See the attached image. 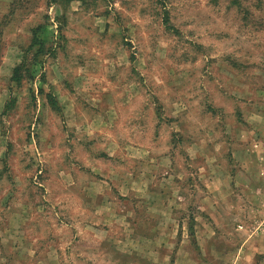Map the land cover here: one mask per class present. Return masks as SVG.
I'll return each mask as SVG.
<instances>
[{
	"label": "rangeland",
	"instance_id": "374dc122",
	"mask_svg": "<svg viewBox=\"0 0 264 264\" xmlns=\"http://www.w3.org/2000/svg\"><path fill=\"white\" fill-rule=\"evenodd\" d=\"M0 264H264V0H0Z\"/></svg>",
	"mask_w": 264,
	"mask_h": 264
},
{
	"label": "trees",
	"instance_id": "16d2710c",
	"mask_svg": "<svg viewBox=\"0 0 264 264\" xmlns=\"http://www.w3.org/2000/svg\"><path fill=\"white\" fill-rule=\"evenodd\" d=\"M38 42V41H37ZM32 45V44H31ZM23 69H25V67H22L21 64L16 65L13 70H12V75H11V80L15 83H19L21 81V79L23 78V76L25 75V73L23 74ZM24 72H27V69L24 70ZM49 102L54 106H56V100L52 97V95H49Z\"/></svg>",
	"mask_w": 264,
	"mask_h": 264
}]
</instances>
